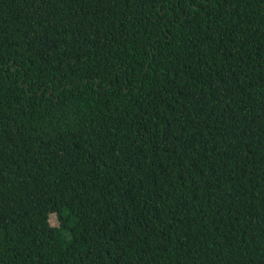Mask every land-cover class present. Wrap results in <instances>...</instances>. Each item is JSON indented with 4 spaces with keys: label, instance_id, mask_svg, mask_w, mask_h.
Instances as JSON below:
<instances>
[{
    "label": "trees",
    "instance_id": "1",
    "mask_svg": "<svg viewBox=\"0 0 264 264\" xmlns=\"http://www.w3.org/2000/svg\"><path fill=\"white\" fill-rule=\"evenodd\" d=\"M0 264H264V0H0Z\"/></svg>",
    "mask_w": 264,
    "mask_h": 264
}]
</instances>
